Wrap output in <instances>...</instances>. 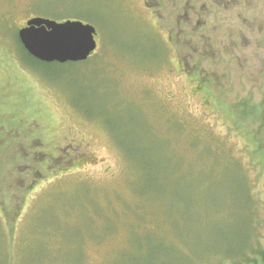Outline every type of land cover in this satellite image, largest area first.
<instances>
[{
    "label": "rangeland",
    "instance_id": "obj_1",
    "mask_svg": "<svg viewBox=\"0 0 264 264\" xmlns=\"http://www.w3.org/2000/svg\"><path fill=\"white\" fill-rule=\"evenodd\" d=\"M0 264H264V0H0Z\"/></svg>",
    "mask_w": 264,
    "mask_h": 264
},
{
    "label": "water",
    "instance_id": "obj_2",
    "mask_svg": "<svg viewBox=\"0 0 264 264\" xmlns=\"http://www.w3.org/2000/svg\"><path fill=\"white\" fill-rule=\"evenodd\" d=\"M95 29L81 22L56 23L33 18L18 31L23 49L42 63H78L86 61L96 50Z\"/></svg>",
    "mask_w": 264,
    "mask_h": 264
},
{
    "label": "trees",
    "instance_id": "obj_3",
    "mask_svg": "<svg viewBox=\"0 0 264 264\" xmlns=\"http://www.w3.org/2000/svg\"><path fill=\"white\" fill-rule=\"evenodd\" d=\"M16 41H17L18 45L20 46L21 50L23 51L24 55H25L27 58L31 59L32 61H37V60L33 59L31 56H29V55L27 54V52L23 49L21 43H20L19 40H18V37L16 38Z\"/></svg>",
    "mask_w": 264,
    "mask_h": 264
},
{
    "label": "flooded vegetation",
    "instance_id": "obj_4",
    "mask_svg": "<svg viewBox=\"0 0 264 264\" xmlns=\"http://www.w3.org/2000/svg\"><path fill=\"white\" fill-rule=\"evenodd\" d=\"M27 23V22H26ZM26 26V25H25Z\"/></svg>",
    "mask_w": 264,
    "mask_h": 264
}]
</instances>
